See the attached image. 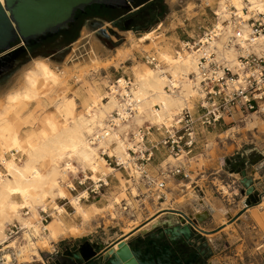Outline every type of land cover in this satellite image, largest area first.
<instances>
[{
  "label": "clouds",
  "instance_id": "obj_1",
  "mask_svg": "<svg viewBox=\"0 0 264 264\" xmlns=\"http://www.w3.org/2000/svg\"><path fill=\"white\" fill-rule=\"evenodd\" d=\"M190 2L204 24L190 28L184 18L175 29L152 33L161 20H152L151 26L143 20L135 25L134 41L117 36L107 42L111 56L100 52L81 67L70 64L64 75L57 73L56 83L41 76L39 100L9 106L6 95H0V200L4 207L15 202L19 211L18 216L9 212L11 220L0 225L12 237L0 240V264H18L5 249L18 248L16 240L28 227L21 228L23 221L37 213L44 224L52 218L62 222L63 231L52 235L42 224L41 232L29 236L43 254L31 249L29 254L36 264H55L50 257L120 220L134 197L145 202L174 190L187 196L191 185L185 177L200 175L203 181L202 170L212 175L218 152L228 145L248 151L251 141L264 140V0ZM160 8L166 16L163 0ZM97 56L102 58L99 65ZM53 62L63 66L64 57ZM35 70L34 64L28 71ZM27 79L26 74L25 84ZM65 99L70 101L67 111L60 106ZM9 127L10 133L5 131ZM121 144L143 149L134 157L145 167L139 178L134 173L128 178L131 164L128 170L118 164ZM252 157V163L264 158ZM237 159L243 168L244 158ZM230 175L243 179L239 172ZM121 182L129 186L126 196ZM18 183L35 188V212L11 190ZM248 196L264 199V191L251 188ZM260 250L264 245L255 251ZM65 261L76 264L71 256L61 264Z\"/></svg>",
  "mask_w": 264,
  "mask_h": 264
},
{
  "label": "water",
  "instance_id": "obj_2",
  "mask_svg": "<svg viewBox=\"0 0 264 264\" xmlns=\"http://www.w3.org/2000/svg\"><path fill=\"white\" fill-rule=\"evenodd\" d=\"M160 3L161 0H4L0 4V62L24 51L8 74L28 57L65 47L75 37L78 13L85 14L94 6L115 11V19L107 22L113 27L123 28L125 20L154 5L160 6ZM47 35L56 37L37 49L29 46L30 42ZM240 175L243 177L239 180L241 194L250 198L248 192L255 188L254 179L246 170ZM169 212L166 220L151 224L150 229H143L140 234L115 241L107 250L82 247L66 256L75 258L76 264H178L177 256L187 258V264H200L201 256H205L210 247L198 224L205 222L209 213L189 217L183 212ZM176 215L178 220L174 221ZM193 249L197 252H190ZM64 264H71V261Z\"/></svg>",
  "mask_w": 264,
  "mask_h": 264
},
{
  "label": "rangeland",
  "instance_id": "obj_3",
  "mask_svg": "<svg viewBox=\"0 0 264 264\" xmlns=\"http://www.w3.org/2000/svg\"><path fill=\"white\" fill-rule=\"evenodd\" d=\"M163 3H164V6L168 9L167 15L163 16V14H157L156 16L153 17V19L148 21L150 26H151L152 20H161V24L159 25V27L162 26L163 31L167 32L169 29L177 28V25L182 23L184 21V18H187V21L191 22L190 28H195L194 26L198 22L201 24L205 23L203 15H201L200 13H197L196 11L194 13L192 12L190 15L184 14V12H182L184 9V5L186 4L185 0H163ZM201 9L204 12L207 11L205 6L202 4H201ZM114 19H115V16L106 18L103 16V13H101L99 10H94L90 8V16L86 18L84 22L77 27L75 37L70 40L69 44H67L65 47H62V48H57L51 51L43 52L44 54L40 53L42 54L40 56H32L28 61L24 62L22 65L17 67L14 71L8 74H3L0 77V95H7V93L9 92H12L14 90H21L23 88L24 86L23 72L25 71L26 68L29 67L33 59H38V58L46 59L48 60L49 63H51L53 67H56L58 69H61V67L65 69V67L69 66L70 64L74 66L75 62H79L81 60L87 59L89 45L87 44L86 40L81 41V43L77 47L71 48L73 43L75 41L77 42L81 38V35L82 33H84V31H87L93 36L97 37L98 40L101 41V43L104 46V48L102 49V52L105 53L106 56H111L112 53L106 47L107 42H109L110 40H112L113 38L117 36L127 37L126 33L130 31L133 32L135 36L137 35L136 28H126V27L117 28L111 25L114 29H116L115 32H112V37H104V35L102 36L101 30L103 26L106 23H109L107 22L108 20H114ZM156 29L158 28H151V31L156 30ZM140 31H144V29H141ZM56 56L64 57L63 66L53 62ZM100 60L102 62V58H100ZM249 127H252V126L249 125ZM210 143L212 142L210 141ZM251 143L253 146L248 151H241L239 147L228 145L222 152L217 153L216 170H221L220 171V174L222 175L221 179H223L224 182H221V180L216 181V186L218 190V194L215 195L216 198H218L219 194H220V198L223 196L232 198L234 196V193L240 196V192H239V188L237 184V182L240 179H236L235 175H230L231 172L229 170V165L227 164V162L232 160L233 157L237 155H242L245 153L249 155L251 153H256L257 155L259 154L264 155V140L257 139V140L251 141ZM203 165H204V161L201 160L199 167L203 168ZM263 171H264V167H263ZM232 180H235V183L232 184L231 187H229V183ZM224 186L227 188L229 192V194L227 195H225L223 191H221L222 187ZM262 190L264 191V187ZM190 191L195 193L193 189H190ZM263 200L264 199L260 198L257 202H253L252 203L253 207H258L263 202ZM260 211L264 213L263 210H258L257 212H260ZM153 212L154 211H150V215L153 214ZM124 218L122 216V218L120 219L121 222H119L118 220V221H114L111 223H106L102 227L101 230H98L96 234H90L89 236H87L88 238L86 239L99 241L100 243L109 242L113 239L118 238L121 228L126 227V225H129V223L131 222H134V223L138 222L140 224V230H141L142 221L147 217L145 216L142 219V216H138L136 219H133V220L126 218V217ZM226 222H227L226 219H222L221 221H218V224H222V223L225 224ZM116 225H120V227L114 229ZM220 229H221L220 225H217V227L212 229V231L210 233H207V235H215L220 231ZM225 240H226L225 238H216L213 241L214 245L217 247L216 250L219 252V255L222 256V258L224 259L226 258L227 260L230 257L232 259H237L235 258V256H238L240 264H249V263L260 264L261 263V256L264 254L259 253V252H262L264 250H261L259 252L255 251L257 250V248H259L262 245L261 240L259 244H257L256 246L257 248H252V249L249 248L251 253H249V251H245V248H238V251H236L235 248H220V247H224ZM19 243H21L20 240H19ZM232 251H236V253L234 252L235 254L234 253L232 254ZM40 254L41 255L43 254L42 251Z\"/></svg>",
  "mask_w": 264,
  "mask_h": 264
},
{
  "label": "bare ground",
  "instance_id": "obj_4",
  "mask_svg": "<svg viewBox=\"0 0 264 264\" xmlns=\"http://www.w3.org/2000/svg\"><path fill=\"white\" fill-rule=\"evenodd\" d=\"M175 3V2H174ZM203 5V4H202ZM195 7L194 5L190 2H187L184 5V9L182 12H184V14L190 15L192 12L194 13ZM220 15L221 17H223L226 20V16L224 15V9L221 8L220 10ZM159 29H162V26H160L158 29L151 31L152 33H158ZM102 31L106 33L107 36L112 37V32H115L116 29H114L110 23H106L103 28ZM151 34V33H148ZM246 35V32L244 33ZM126 36L128 37V40L130 42L134 41L135 35L133 34V32H128L126 33ZM86 40L87 44L89 45V49H88V58L93 57L95 54H98L99 50V40L97 37L93 36L92 34H90L87 31H84V33H82L81 38L77 41L74 42L75 45L74 47H77L81 41ZM117 52L120 53L121 55L125 54V50H123L122 48L117 49ZM87 59L85 60H81L79 62H75L74 66L75 67H81L83 65L84 62L87 61ZM42 62V63H40ZM96 63L97 65H99L101 63L100 57L97 56L96 59ZM36 65V70L29 72L28 70L30 68H32L33 65ZM69 69V66H66L65 69H63L64 71H61V69H58L56 67H53L51 65V63L48 62V60L46 59H42V58H38V59H33L31 64L29 65L28 68L25 69V71L23 72V83L24 86L21 90H14L12 92L7 93L6 97H7V104L9 106L11 105H17L20 106L22 104H24L25 99L32 101V100H39V92L36 91V85L40 79L41 76L44 77L45 80H52L53 83L57 82V73H59L61 76L64 75ZM27 74L28 79L27 82L25 84L24 82V77ZM30 86V87H29ZM167 102V101H165ZM69 104L70 101L65 99L62 103H61V107L67 111L69 108ZM162 119V117H161ZM51 121H49V124L51 125ZM252 126V125H250ZM6 132L10 133L11 132V128L9 127L8 129L5 130ZM7 142V141H5ZM13 147H17L16 142L13 140ZM125 146L123 144L120 145L119 150L117 151V156L124 160H126V158H124L122 155L125 154ZM104 162L101 161V164H103ZM97 168H99V165L96 166ZM108 175H110V170L107 173ZM18 175H20L22 178L24 176V173H20L18 172ZM37 179H41L39 177H37ZM95 182V181H94ZM11 188V186H9ZM121 187L125 190L124 191V195H127V188L129 187L126 184H123V182H121ZM191 188V187H190ZM190 188L188 189V194L186 197H182V199L180 201H178V204L180 205H192L193 202L197 203L198 206L200 207H193V216H195L196 214H200L201 213V208H207L208 211L215 215V217H218V215H224L226 213L225 209L218 207L219 205L216 203V201H213L211 198H207V199H200L199 196H197L195 193H193L192 191H190ZM13 192L16 193H20L21 194V198L23 200V202L27 205H29V208L32 211H36V201L37 198L35 196H33L31 193L32 191H35L34 187H25L23 186V184L18 183L16 185V187L14 189H11ZM223 193L225 195L229 194L227 188L224 186L222 187ZM119 198V197H117ZM123 201V200H122ZM146 204H149L148 201H145ZM171 202V195L167 196V200L165 203H163L161 206H158L157 208L154 207H150L149 205H146L148 210H149V215H150V211H156L158 209L159 212L164 211L165 209L168 208H174L176 209L177 206L173 205ZM135 204H137V202H134ZM4 201L0 200V225H3L5 221L7 220H11V215H9V212H11L12 215H19V211L17 209V204L15 202L11 203L10 205H8V207H4L3 206ZM134 204V206H135ZM155 204H157V198H155ZM258 210H263L264 211V200L263 202L257 207ZM153 212V214H154ZM153 218L156 216L155 214L153 215ZM264 215V213H263ZM124 218V215H122ZM125 219V218H124ZM39 221V222H38ZM119 222H121V220H119ZM128 222V221H127ZM13 223H15V221H13ZM148 223V222H147ZM23 225H27L28 227L26 229H24V233H23V237L21 239H19L21 241L20 246L19 243H17L18 245V250L21 253H24L23 256H21V262L22 263H32V262H36L34 257H32L29 254V249H31V252L33 253H37V255H41L40 252L42 251L41 249H38L37 247L34 246L35 241L33 238H30L29 234L32 233L34 235V233L36 232H41V227H40V214L37 213L32 220H24L23 224L21 225L23 227ZM146 225V224H145ZM120 227V225H116L114 227L118 228ZM140 228V224L138 222L134 223L131 222L129 223V225H126V227L121 228V231L118 235V238H122L124 236H130L131 234H135ZM6 229L7 228H0V240H3L5 242L8 241L7 236H6ZM46 230H48L49 232H51L52 235H59L62 231H63V224L62 222H60L59 220H57L56 218H52V220L49 222V224L46 226ZM45 243H47V240H45ZM260 249V248H259ZM6 250V249H5Z\"/></svg>",
  "mask_w": 264,
  "mask_h": 264
},
{
  "label": "crops",
  "instance_id": "obj_5",
  "mask_svg": "<svg viewBox=\"0 0 264 264\" xmlns=\"http://www.w3.org/2000/svg\"><path fill=\"white\" fill-rule=\"evenodd\" d=\"M115 34V33H114ZM103 36V34H102ZM106 37V36H104ZM98 52H102V49L104 48L101 41L98 42ZM75 43L71 46L73 48ZM257 152V151H256ZM261 166V165H260ZM203 169V168H201ZM217 171V170H216ZM215 172H213L212 175H208L206 170L201 171V175L205 176V179L201 181L200 175H196L194 177H191V181L184 180L185 183H190V189H193L195 194L200 197V199H207L208 197L211 198L213 201H216V203L219 205L218 207L225 209L226 213L224 215H218V217H215V215L211 214L207 208H201V213L208 212L209 217L205 222L202 224H199V228L203 230L204 232L210 233L212 229L217 227V225H220L221 229L220 231L215 235H207L203 234V237L206 238L209 247L211 248V258L209 261H207L206 264H240L238 256H235L237 259H232L231 257L227 260L226 258H222L221 255H219V252L216 250V246L214 245V240L216 238H225V244L224 247L220 248H235L236 251H238V248H245V251H249V248H257V244H259L260 240L263 244L264 241V215L263 213L257 212V207H249L245 208V203L248 201L246 196H243L240 192V196L234 193V196L232 198L230 197H221L220 194L218 198H216V194H218L216 181L221 180V176L215 175ZM249 175L254 179L255 188L257 191L261 192L263 191L262 182H264V171H262L261 167H254L251 172H249ZM184 196L183 192H180L179 190H174L173 194L171 195V202L173 205L177 206L176 209L174 208H168L164 211L159 212L160 209L156 210L154 214L156 215L154 218L157 221H163L169 218V211H179L183 212L184 214L188 216H193V207H199L197 203L193 202L192 205H180L178 204V201H180ZM214 197V198H213ZM166 202V201H165ZM164 202V203H165ZM249 204V201L247 202ZM162 205V204H161ZM200 208V207H199ZM235 211V212H234ZM153 214V215H154ZM147 218H145L142 221V230L143 229H150V226L148 228H144L145 224L149 222L150 220L154 219L152 214L151 215H145ZM142 216V219L145 217ZM177 217L173 218L174 221L178 220ZM222 219H226V223L218 224V221H221ZM156 221V222H157ZM141 232V231H140ZM139 232V233H140ZM137 233V234H139ZM88 237H85L86 239ZM82 239V240H84ZM120 238L113 239L109 242L104 243V246L106 248H102L103 250H107L110 247L113 242L118 240ZM90 243H93L95 240H89ZM81 240L76 242L70 249H64L60 255L55 257H50V260H54L55 264H61V261L66 256V254L77 250L76 248L80 244ZM236 251H232V254ZM259 252V251H258ZM43 253V252H42ZM234 253V254H235ZM264 254V251L259 252ZM238 254V252H237ZM260 254V255H262ZM65 263V262H64ZM253 264V263H249ZM264 264V255L261 256V263Z\"/></svg>",
  "mask_w": 264,
  "mask_h": 264
},
{
  "label": "flooded vegetation",
  "instance_id": "obj_6",
  "mask_svg": "<svg viewBox=\"0 0 264 264\" xmlns=\"http://www.w3.org/2000/svg\"><path fill=\"white\" fill-rule=\"evenodd\" d=\"M91 9H93V8H91ZM150 9H152L153 11H150ZM94 10H96V9H94ZM99 11L101 13H103V16L106 17V18H109L111 16H115L116 15V12L115 11L109 10V9H106V8H102V10H99ZM89 16H90V8L87 9V11H86L85 14L78 13L77 19H76V23H75V32H76L77 27L80 24H82L84 22V20L86 18H88ZM154 16H155V13H154L153 7L147 8V9L143 10L142 12H140L139 14L133 16L132 18L125 20L124 23H123V27H126V28H136L135 25L137 23H140L143 20L149 21V20L153 19ZM61 33L64 34L65 32H61ZM55 37H56V35H47V36L41 38L40 40H36V41L30 42L29 46L32 47V48H36L37 49L39 47H42L43 44L48 43L51 40H53ZM19 45L20 44H18L17 46H19ZM23 53H24V51H20L18 54H15V55L7 58L6 60L0 62V77L3 74H7V72L11 69V67H12L13 63L15 62V60L18 59L20 56H22ZM250 155L249 154H246V153L245 154H242V155H237V156L233 157L232 160L228 161L227 164L229 165L230 172L231 173H237V172H239V174H241V172L244 171V170H246L247 172H251V170L254 167H261L262 168V171H263L264 158H261L259 160H256L255 163H252V159H254V157L250 158ZM258 156L264 157V155H262V154H259ZM237 157H243L244 158V160H243V168H240L241 161L238 160ZM233 164H235L236 167H232ZM241 191H242V187L240 189V192ZM257 193H259V191H257ZM247 199H248V201H251V203H253V202H257L260 199V197L257 196V199L254 200V201L251 200L250 198H247ZM155 219L156 218L150 220L144 226V228H148L147 225L150 226L151 224L155 223L157 221ZM198 227H199V224H198ZM140 231H142V229L140 230V228H139V230L135 234L139 233ZM204 234H207V232H205ZM202 236H203V234H202ZM124 237H126V236H124ZM124 237H122V238H124ZM77 245L78 246L76 248H82V247L83 248H97V247L106 248L104 246V243H100L99 241H94L93 243H90V241L88 239L81 240L80 244H77ZM110 247H107V248H110ZM190 252H197V251H196V249H193ZM198 253L200 254V252H198ZM211 253H212L211 252V248H209L207 250L205 256H201L202 260L200 261V264H206L207 261H209V259L211 258ZM177 257H178V261H179L178 264H187L186 263L187 260H188L187 258H180L179 256H177ZM195 259H196V257L193 258V260H195ZM174 264H177V263H174Z\"/></svg>",
  "mask_w": 264,
  "mask_h": 264
},
{
  "label": "built area",
  "instance_id": "obj_7",
  "mask_svg": "<svg viewBox=\"0 0 264 264\" xmlns=\"http://www.w3.org/2000/svg\"><path fill=\"white\" fill-rule=\"evenodd\" d=\"M198 25H201V23L198 22L194 27H197ZM246 35H247V32H246ZM254 103H255V101H253V104ZM125 148H126L125 154L122 155V156L124 158H126V160L122 159L121 157L119 158L116 155V159L118 161V164L121 165V166H123V168L126 169V170L129 169V165L131 164V170H130V174H129V177L128 178L131 179V174H133V173L136 175V177L139 178L142 175V173L145 171V167H144V165L138 163L134 159V157H135V154L137 152H142L143 149L140 146H137V145H133V147H131V148H128V147H125ZM145 163L148 164V165H150L151 164L150 159L149 158H146L145 159ZM220 171L221 170H217L216 173H215V175L222 176L220 174ZM185 180L191 181V176L185 177ZM221 182H224L223 179H221ZM237 184H238V188H239V192H240L241 185H240L239 181L237 182ZM157 187H159V185H157ZM166 200H167V196L157 197V204H155V199L149 198L147 200L149 202V204H146V202H141L140 197H134L132 200L129 201V205L130 206H129V208L122 215H124V217L129 218L131 220L136 219L138 216L148 215L149 214V210H148V208H147L146 205H149L150 207L157 208L158 206H161V204H163ZM134 202H137V204H135ZM121 203L123 204L125 202L124 201H121ZM134 204H135V206H134ZM249 207H250V204H248L246 202L245 203V208H249ZM42 224L46 228V226L49 224V222L46 223V224H44V221H41L40 220V227H41ZM21 228L23 229L22 226H21ZM23 231H24V229H23ZM12 233L18 235L17 229L16 228H13L12 229ZM6 236H7V239L8 240L12 238L8 234V229H6ZM16 242L19 243V239H17ZM263 244H264V241H263ZM19 246H20V243H19ZM259 248H257V249H259ZM5 251L8 252L10 255L16 256L17 259H18V264H36V262H32V263H22L21 262V252L18 249H12V250L6 249ZM8 264H13V262L12 261H9Z\"/></svg>",
  "mask_w": 264,
  "mask_h": 264
},
{
  "label": "trees",
  "instance_id": "obj_8",
  "mask_svg": "<svg viewBox=\"0 0 264 264\" xmlns=\"http://www.w3.org/2000/svg\"><path fill=\"white\" fill-rule=\"evenodd\" d=\"M152 7H153V9H154L155 16H156L157 14H162V9L160 8V6L154 5V6H152ZM92 8H93V9H96V10H102V8H104V7H102V6H94V7H92ZM249 204H250V207H253L251 201H249ZM255 205H256V204H255ZM255 205H254V206H255Z\"/></svg>",
  "mask_w": 264,
  "mask_h": 264
}]
</instances>
